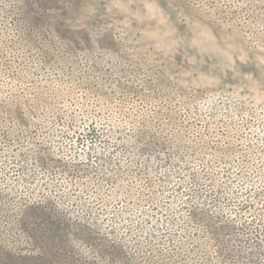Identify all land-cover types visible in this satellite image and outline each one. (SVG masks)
Listing matches in <instances>:
<instances>
[{"label": "rangeland", "instance_id": "1", "mask_svg": "<svg viewBox=\"0 0 264 264\" xmlns=\"http://www.w3.org/2000/svg\"><path fill=\"white\" fill-rule=\"evenodd\" d=\"M2 264H264V0H0Z\"/></svg>", "mask_w": 264, "mask_h": 264}, {"label": "trees", "instance_id": "2", "mask_svg": "<svg viewBox=\"0 0 264 264\" xmlns=\"http://www.w3.org/2000/svg\"><path fill=\"white\" fill-rule=\"evenodd\" d=\"M3 262H0V264H2Z\"/></svg>", "mask_w": 264, "mask_h": 264}]
</instances>
